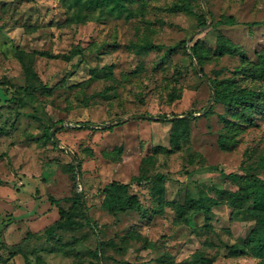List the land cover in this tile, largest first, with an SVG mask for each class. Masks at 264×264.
Masks as SVG:
<instances>
[{"label": "rangeland", "instance_id": "obj_1", "mask_svg": "<svg viewBox=\"0 0 264 264\" xmlns=\"http://www.w3.org/2000/svg\"><path fill=\"white\" fill-rule=\"evenodd\" d=\"M181 1L136 0L121 15L99 18L100 0H0V82L11 83L0 85V264H160V257L179 262L198 249L206 264H260L250 253L237 255L254 220L219 200L215 188L237 189L230 173L264 179V100L232 115L204 76L264 89V76L252 72L264 52V24L251 25L264 20V0H189L211 21L202 26L196 14L170 9ZM225 15L237 23L215 24ZM196 38L210 48L202 65L189 47ZM18 49L54 54L35 60L51 91L19 98L15 87L27 80ZM190 111L189 134L175 149L172 123L159 115ZM53 123L57 146L44 136ZM227 133L235 138L231 148L220 142ZM75 155L82 171L73 179ZM141 167L167 175L131 184L146 209H103L100 188L131 181ZM75 191L84 193V210L97 225L48 237L45 230L60 208L74 204ZM189 196L211 204L207 219L199 211L188 225L175 220L173 206L152 210L159 197ZM64 197L70 199L52 201ZM129 231L141 238H124ZM143 236L154 245L145 247ZM109 239L116 247L97 259L98 242ZM233 243L236 249L226 245Z\"/></svg>", "mask_w": 264, "mask_h": 264}, {"label": "trees", "instance_id": "obj_2", "mask_svg": "<svg viewBox=\"0 0 264 264\" xmlns=\"http://www.w3.org/2000/svg\"><path fill=\"white\" fill-rule=\"evenodd\" d=\"M136 0H100L101 10L100 17L104 15H121L125 10L128 9L127 2H134ZM145 3L147 0H138ZM171 10L179 11L183 10L185 12L194 13L197 15L199 24L206 25L208 19L206 12L198 13L194 11L193 5L189 0L175 2L170 7ZM237 23L236 18L233 15H225L220 17L215 24H229L234 25ZM264 20H258L251 23V25H262ZM186 41L184 40V43ZM153 47L159 48L161 45L154 44ZM186 48V44H184ZM192 51V57H195L200 65H202L206 58L209 57L210 48L206 47L198 38L189 45ZM222 54V53H219ZM37 55H47L54 56L50 51L44 50H33L27 52L22 49H18L16 52V57L21 62L24 75L26 77V84L15 87L16 94H19L21 99L23 96L30 97L34 95L36 91L40 90L42 92L52 89L45 83L35 68V60ZM259 62L257 66H254L252 72L264 76V52L260 53ZM204 72L203 68H200ZM233 79H216L208 77V83L211 88L215 91V101L222 102L227 106L232 115H236L238 110L247 111L255 106V104L264 100V89H254L248 87H241L235 85ZM10 85L9 81L0 82L1 84ZM211 111V108H207L205 113ZM159 118H165L172 123L171 130V142L175 149L181 146V142L185 139L190 131V117L194 116L193 112L188 113V117L173 115V117H167V115L161 114ZM149 119H153L152 115L147 116ZM227 118V117H226ZM230 120V119H225ZM227 123H231L227 121ZM52 125H48L44 136L48 141H52L54 146L56 143V132L52 134ZM88 124H94L89 121H84L82 126L86 127ZM104 125L102 128L105 130H111L114 125ZM232 124V123H231ZM98 125V124H96ZM230 128V126H229ZM232 129V127H231ZM221 145L224 148H231L235 144V138L233 133L222 134L220 136ZM169 151L170 149H165ZM172 150V149H171ZM76 163L71 161L69 163V169L72 174V178H76L77 172L81 174L82 163L77 159L75 155ZM261 163H264V157L260 159ZM77 170V172H76ZM230 176L235 180L239 187L235 190L230 188H215L217 194L219 195V200H224L234 212L244 213L246 217L252 218L254 220V226L251 228L249 234L243 239L242 246L245 248L240 251L237 255H245L250 253L256 259L260 261V264H264V179L254 173L248 172L245 174L230 173ZM157 178L167 179V175L162 172H155L149 174L147 169L141 167L140 172L137 175L132 176L131 181L123 182L120 180H112L100 188L99 192L103 195L101 206L107 212L111 214L126 213L128 211H143L146 207L143 205L137 193L130 190L131 184L135 181L140 182L145 180L146 182H152ZM205 194V193H204ZM84 193L75 191L74 195L70 198L73 199L74 204L70 206L69 209L60 208V218L56 220L53 224L49 225L45 230L48 237H54L57 231H66L76 227H83L85 224H95L94 221L84 210L85 203H83ZM69 197H64L60 199L52 198L55 203H61L63 200L70 199ZM167 206H173L176 212V219L183 224H190L192 216L199 211H204L206 214V219L208 218V213L211 211V204L207 203L204 199H195L192 196L186 198L184 202L171 201L165 197H159L158 201L154 204L152 210L154 213H163ZM74 208L72 211L71 208ZM80 216L81 218H78ZM81 219V220H80ZM131 237L135 239L141 238V235L137 231H129L126 237ZM123 238V239H124ZM145 247H150L154 245V241H149L145 236H143ZM238 243L226 244L230 249H236ZM116 247V242L113 239L101 240L98 242V246L93 251L94 256L97 259H107L105 252L108 247ZM20 253L18 250L14 251V254ZM160 264H206L209 259L207 258L204 250H196L192 256L183 259L181 261H174L173 257H160L157 259ZM175 262V263H174Z\"/></svg>", "mask_w": 264, "mask_h": 264}, {"label": "water", "instance_id": "obj_3", "mask_svg": "<svg viewBox=\"0 0 264 264\" xmlns=\"http://www.w3.org/2000/svg\"><path fill=\"white\" fill-rule=\"evenodd\" d=\"M210 17H211V15H209ZM211 22V21H210ZM210 22L208 23V25L210 24ZM204 78H205V80L208 82V78L206 77V76H204ZM131 117H133V116H131ZM131 117H129V118H131ZM54 133V130H52V134Z\"/></svg>", "mask_w": 264, "mask_h": 264}]
</instances>
